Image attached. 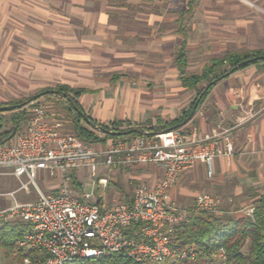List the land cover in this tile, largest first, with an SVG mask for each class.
<instances>
[{"label":"crops","instance_id":"0c3cea01","mask_svg":"<svg viewBox=\"0 0 264 264\" xmlns=\"http://www.w3.org/2000/svg\"><path fill=\"white\" fill-rule=\"evenodd\" d=\"M183 1L178 0L181 5ZM190 1L185 3V10ZM1 3L0 86H7V92L11 85L19 92L31 91L43 81L85 88L90 92L79 96L78 101L88 115L103 124L131 121L155 126L159 120L167 123L178 119L191 107L196 91L183 86L176 61L185 39L180 29L183 11L134 16L130 19L136 26L134 42L129 45L130 37L120 35L121 18H112L105 11L47 16L40 12L42 0ZM23 7L32 13L24 16L20 12ZM186 15L191 21V27L186 28L189 76L201 75L212 59L229 53L264 50V0H194L192 12ZM48 30L53 35L50 32L48 36ZM191 55L197 57L194 62ZM192 68L200 71L190 72ZM187 91L194 94L189 97ZM59 118L65 130L69 121L60 114ZM180 124L178 129L188 136L212 138L223 148L230 140L233 153L217 157L211 168L197 163L185 171L173 190L174 200L192 198L195 205L200 191H204L229 206L238 203L243 208L254 207L264 194V64H251L221 79L192 117ZM163 175L164 168L152 163L102 167L95 175L89 170L73 173L78 178L110 177L107 188L117 183V177H123V184L131 180L130 195L117 188L110 197H99L101 205L115 203L120 196L129 200L134 185L140 182L137 179L155 182ZM39 177H46L45 173L40 172ZM44 182L47 191L57 184L54 180ZM16 187L13 176L0 175V193ZM16 197L28 201L37 194L30 189ZM13 202L9 195L0 196V210ZM19 221L1 220L13 225ZM7 260L20 264L16 253L0 246V264Z\"/></svg>","mask_w":264,"mask_h":264},{"label":"built area","instance_id":"2783aa9c","mask_svg":"<svg viewBox=\"0 0 264 264\" xmlns=\"http://www.w3.org/2000/svg\"><path fill=\"white\" fill-rule=\"evenodd\" d=\"M30 105L25 128L0 143V175H11L17 182L15 190L0 193L14 200L11 207L0 210V220L14 218L27 223L19 245L43 255L34 260L26 258L24 264H70L112 255L144 263L188 256L195 260L202 254L194 246L178 249L173 245L176 231L187 216L185 211L178 212L173 190L180 176L197 163L211 168L217 157L231 156L230 140L223 148L212 138H193L175 129L90 143L65 131L56 111L38 102ZM151 163L164 168L163 177L137 183L129 200L101 205L94 190L83 192L81 197L74 194L76 171L89 170L95 175L102 167ZM40 172L45 173L44 180L57 181L56 192L42 189ZM98 185L103 199L109 177H99ZM32 186L35 200L17 199V193ZM217 206L218 200L204 193L197 196L193 210L215 211ZM253 212L254 207L249 208L248 216ZM205 255L226 260L224 248Z\"/></svg>","mask_w":264,"mask_h":264},{"label":"trees","instance_id":"16d2710c","mask_svg":"<svg viewBox=\"0 0 264 264\" xmlns=\"http://www.w3.org/2000/svg\"><path fill=\"white\" fill-rule=\"evenodd\" d=\"M193 5L194 0H191L189 9L183 11L181 14L180 29L185 39L178 50L176 61L183 86L194 89L196 91V97L191 107L178 119L167 123H163L159 120L158 124L155 126L149 122L134 124L131 121H116L112 124L99 123L85 112L78 101L79 96L90 92V90L75 88L65 84H57L54 87L43 88L36 95L37 98L45 95L48 97H61L66 103L65 109L68 116L71 117L74 132L77 136L90 143L106 142L108 139L130 138L141 134L143 131H148L150 133L162 132L184 122L191 116L192 110L197 103V108L204 103L211 89L221 80L220 77L225 73L229 72L234 67H237L234 71L236 72L251 64H264V50H250L229 53L222 58L212 59L201 75H187V67L189 64L187 56V33L183 23L185 15L192 12ZM24 101L25 100L15 101L13 105H15V103H23ZM72 101L77 105L79 110L94 123L102 125L107 129L125 132V134L121 136L110 135L100 133L93 129L88 125L84 116L75 110ZM8 105H12V103L0 104V106ZM3 112L5 111H0V143L8 141L15 129L16 133L21 130L28 115L26 107L11 110L8 117H4L2 115ZM7 124H9L8 127ZM74 184H78L76 177H74ZM188 212L189 213L180 223L176 231L173 242L174 247L182 249L187 246H195L197 248L196 250H202V255L219 248H224L226 251V264H264V194L260 196V199L255 204L253 215L249 217H241L239 219L228 217L226 220H222L205 210L197 213L192 208ZM27 227L28 224L22 220L14 225L11 222H0V246L5 247L10 252L16 253V259L20 264H24L26 258L34 260L43 257L39 251L19 245V239L22 237ZM246 244H248V247L247 250L244 251ZM205 257L207 256L205 255ZM200 260L206 262L203 257H200L195 263ZM207 262L205 264H209ZM70 264H189V262L183 260H165L161 262L150 260L144 263H138L122 255H112L102 259L88 258L81 262Z\"/></svg>","mask_w":264,"mask_h":264},{"label":"rangeland","instance_id":"374dc122","mask_svg":"<svg viewBox=\"0 0 264 264\" xmlns=\"http://www.w3.org/2000/svg\"><path fill=\"white\" fill-rule=\"evenodd\" d=\"M187 1L189 0H184L183 1L184 3L182 2V5H181V3L178 2V0H171L170 2H168L167 0H42V4H41L42 8L40 9V12L42 14L49 16V15L71 14V13L85 14L87 12L98 13L101 11H105L109 13L112 16V18H115V17L121 18V21H118L123 31L120 33V35H122V37H125V35L127 34L130 37V40L127 41L126 43L131 45L132 42H134L132 38L135 35L133 31L136 28L135 23L132 20H130L131 18H133L136 15H145L146 13H171V14L178 13V12L181 13L182 11L186 9L187 5H185V3ZM1 6H2V3L0 0V12L2 11ZM20 12L23 15L25 14L24 16L32 13V11L29 10L28 7L24 8V10H21ZM36 13H37V10H36ZM189 16L190 15H186V18H185L186 21L184 23H185L186 28L191 27V21H189ZM171 24L172 23H170V25ZM125 30L127 31V33H125L126 32ZM47 32L49 33L48 36H50V32L51 34L53 33L52 30H48ZM18 40L20 42H23L22 39L16 38V41ZM196 59L197 57L195 55H191L192 62H194ZM193 71L199 72L200 69L194 70L192 68L190 72H193ZM54 86H56V83H47L43 81L41 86H36L31 91H27V92H19L17 87L13 85L9 86V92H7L6 91L8 90L7 86H4V87L0 86V88L3 87L2 91L0 92V104L1 103H7V104L12 103L13 105V102L15 101H20V100L26 101V99L28 98L36 97L38 92L42 90L43 88L54 87ZM193 94L194 92L187 91V95H189V97L190 95H193ZM34 102L41 103L44 106H46L47 109L54 110L57 113H59L61 117L66 118V120H68L69 123L65 124V130L71 133H75L72 128L71 117L68 116L67 111L65 109L66 103L61 97L59 96H49L48 97L47 95H45V96L37 98L36 100H34ZM30 106H31L30 104L25 106L26 110L30 108ZM10 113H11V110L3 112L2 115L4 117H8ZM8 126L9 124H7V127ZM25 126H26V122L23 128L21 129V131L25 128ZM19 132L20 130L18 131V133ZM76 178H77L78 184H73V189H74V194L77 197H81L82 196L81 194L83 193V191L91 192L92 190H94L96 192L95 198L96 197L99 198L100 194L103 192V190L100 189L98 185L99 177H81V178L76 177ZM117 179H118L117 183H111L109 188L104 190L105 196L110 197L112 194V191L113 190L115 191L117 188H119L122 193H127L129 195L132 193L133 183L131 182V180L129 183L123 184V181H122L123 177H117ZM137 181H141V179H137ZM109 182H110V177H109ZM39 183L42 189L46 193L56 192L55 189L50 190V191L49 190L47 191V189H45L46 183L44 182V178L41 177L39 180ZM136 184L134 185V188ZM32 189L34 190L33 186L31 187V190ZM34 193H36L35 190H34ZM200 193L204 194V191H200ZM208 193L212 195L214 198H216L212 192L211 193L208 192ZM28 201H32V200H28ZM114 201L123 202L125 200L124 198H122V196H120V198ZM192 201H193L192 198L185 199V200H182V198H178V202L175 200L178 212L180 213V212H183V210L185 211V209H190V207L192 206L194 207V204L192 203ZM221 210L226 211V214L220 215L219 212ZM209 212L222 220H226L228 217H234V218L249 217L248 215H246V213H248V208H245V207L243 208V206H241L238 203H235V204L232 203L229 206V205H226L225 203H222V201H220L219 199H218V206L216 207V210L209 211ZM186 213L188 214L189 212L187 211ZM187 247H190V246H187ZM247 247H248V244L245 245L244 251L247 250ZM194 248L197 249L195 246ZM200 257H203L206 262L208 261L207 263L209 264H226L225 259L218 258L216 260H212L211 258L205 257V255H202V254H199V256L195 258V260L191 259L189 256L184 259H175V260L188 261L189 264H205L206 262L201 261V260L195 263V261H197L198 258ZM171 261H174V260H171ZM5 264H9V261L7 260Z\"/></svg>","mask_w":264,"mask_h":264},{"label":"water","instance_id":"95a60500","mask_svg":"<svg viewBox=\"0 0 264 264\" xmlns=\"http://www.w3.org/2000/svg\"><path fill=\"white\" fill-rule=\"evenodd\" d=\"M241 65V64H240ZM237 69V67H234L232 70H230L229 72L225 73L223 76L220 77V79H223L225 77H227L228 75L232 74L235 70ZM37 99V96L36 97H32V98H29L28 100L24 101L23 103H20V104H15V105H8V106H0V111H10V110H14V109H17V108H22V107H25L27 106L28 104L34 102V100ZM72 104L75 108L76 111H78L81 115L84 116L86 122L88 123V125L90 127H92L93 129L99 131L100 133H104V134H110V135H117V136H121V135H124L125 132H122V131H117V130H113V129H107L105 127H103L102 125H99V124H96L94 123L89 117H87L81 110H79V108L77 107V105L72 101ZM198 104V103H197ZM197 104L194 106L193 110H192V114L190 117H188L185 122H187L191 117L192 115L195 113L196 111V108H197ZM181 126V124H178V125H175L173 127H170L166 130H164L165 132H169V131H172V130H175V129H178L179 127ZM149 133V132H148ZM16 134V129L14 131V133L12 134L11 138Z\"/></svg>","mask_w":264,"mask_h":264}]
</instances>
